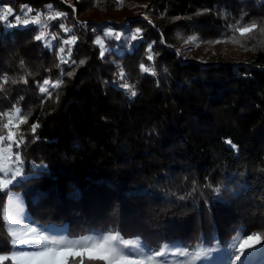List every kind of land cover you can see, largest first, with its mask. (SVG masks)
<instances>
[{
  "label": "trees",
  "instance_id": "obj_1",
  "mask_svg": "<svg viewBox=\"0 0 264 264\" xmlns=\"http://www.w3.org/2000/svg\"><path fill=\"white\" fill-rule=\"evenodd\" d=\"M49 4L67 13L50 31L64 37L59 24L72 27L79 37L72 58L86 63L60 77L55 51L34 40L38 26L0 22V76L32 73L27 84L0 93V110L23 96L20 105L31 113L21 149L26 176L10 188L22 193L36 223L67 225L73 238L112 229L152 248L218 243L212 256L227 264L237 231L264 228V48L232 44L229 59L207 62L189 56L184 41L196 35L212 46L207 41L230 35L226 26L241 15L264 19V0H124L120 8L116 0H0L17 14L27 5L32 15L46 13ZM119 23L128 34L142 29L143 38L107 40L101 59L93 40ZM142 62L157 74L141 73ZM118 67L136 96L119 86ZM48 77L64 84L41 103L36 82ZM37 121L34 139L29 128ZM7 201L0 192V254L11 251ZM252 259L248 264H264L262 253Z\"/></svg>",
  "mask_w": 264,
  "mask_h": 264
},
{
  "label": "snow or ice",
  "instance_id": "obj_2",
  "mask_svg": "<svg viewBox=\"0 0 264 264\" xmlns=\"http://www.w3.org/2000/svg\"><path fill=\"white\" fill-rule=\"evenodd\" d=\"M95 3L98 5L100 0H95ZM123 4L124 0H116L117 8L122 7ZM135 6L133 5V7ZM46 7L49 10L47 14L36 12L35 15H32L33 9L29 6H21L19 14L11 6H0V22H3L8 28L38 26L34 40L55 51L58 63L54 67L59 69L60 77L65 75L72 77L75 75V69L86 63L85 59H80L77 62L72 58L79 37L73 34L72 27L66 26L64 23L59 24V29L64 37H61L59 33L50 32L49 22L66 19L67 13L54 11L51 4ZM143 7L147 8L148 6L144 5ZM73 12H75L74 8ZM143 15L147 19V14ZM149 23L152 22L149 21ZM81 26L87 28V23L81 22ZM226 31L231 34L207 41V43H231L244 48L245 51H255L258 46L264 48V19L246 21L245 16L241 15L234 23L226 26ZM122 38L130 41L142 39L143 31L136 28L130 34H126L124 31H117L110 26L103 29L102 34L93 40V43L99 48L100 58L103 59L109 50L106 44L107 40L119 41ZM53 41H58V46L54 45ZM248 41H255V43L248 47ZM161 42H164L163 37ZM184 42L198 47L205 41L192 35ZM153 44H149L146 49V59L149 62L155 59ZM63 65L69 66L72 70L65 72ZM20 67L22 69L25 67L23 60L20 61ZM45 71L51 72V69H45ZM139 71L152 76L157 74L154 65L146 66L143 62L139 64ZM31 75L32 73L29 72L17 80L11 79L8 74H3L0 76V93H5L6 86L9 84H27L28 77ZM116 75L123 82L119 86L129 96H136L135 86L126 82V73L123 67H118ZM63 84L62 78L52 80L48 77L44 78L42 82L37 81L38 91L42 94L41 103L52 99L54 91L60 89ZM23 99L24 97L20 96L11 108L0 110V192L10 197V203L3 206L2 218L3 228L11 247L10 253L0 254V264H6V262H10V264H202L203 261L211 259L213 252L220 251L218 243L214 247L205 248L202 241L194 244L191 248L167 243L152 248L143 244L139 238L128 239L121 234L120 230L112 229L94 235L82 236L79 239L58 238L49 235L47 231L32 222L25 223L22 203L18 196H16V202L11 203V197L15 194L11 193L10 188L24 174L25 161L21 149L26 147L27 140L23 126L28 124L31 113H25L21 107L20 102ZM56 101H59L58 95ZM39 127L38 121L30 125L29 130L34 139ZM227 142L233 149L237 147L230 140ZM35 167L37 166L33 165V168ZM215 191L218 192L219 189H215ZM228 248L230 253L227 264H248L253 255L264 253V228L251 232L237 231L236 235L232 237L231 243L228 244Z\"/></svg>",
  "mask_w": 264,
  "mask_h": 264
},
{
  "label": "rangeland",
  "instance_id": "obj_3",
  "mask_svg": "<svg viewBox=\"0 0 264 264\" xmlns=\"http://www.w3.org/2000/svg\"><path fill=\"white\" fill-rule=\"evenodd\" d=\"M1 6H4V5H1ZM72 7H74V6L72 5ZM48 11L49 10L47 9L46 13H44L43 11L39 10V12L42 14H47ZM54 11H56V10H54ZM147 18H148V16H147ZM55 22H56V20H53V21H50L49 24L51 25V24H54ZM123 25H124L123 23H119V24L110 25V27H112L113 29H115L117 31H124L126 34H128L129 33L128 28H126ZM49 31H50V29H49ZM50 32H52V31H50ZM53 33H57V32H53ZM124 40H126V39L122 38L118 42L121 43V41H124ZM53 44H55V41H53ZM206 46L207 45L205 42L200 43L198 47L194 46L193 44H186V48L184 50L189 56H196L197 55V56L201 57L204 61H207V62L216 61L218 59V57H221L223 59H229L230 54L233 53V51H234L233 45L231 43L213 44L212 46H207V48H206ZM107 47H108V49H110L109 46H107ZM216 63L217 62H215L214 64H216ZM25 176L26 175L23 174L21 177H19L17 179L16 182H14V184L18 183L19 180L23 179ZM11 193L15 194L14 196L11 197V203L16 202V196L19 197V201L22 203V206L24 209V222L25 223L32 222L36 226L41 227L42 230L47 231V233L49 235H54V236H57L58 238H67V239H79L80 238V237H77V238L71 237L70 234L68 233L67 225H61V226H58V225H39L38 223H36L33 220L32 214L30 213V210L27 207V203H26L25 198L22 195V193L17 191V190H14V189H11ZM7 203H10V197L9 196H8ZM86 236H88V235H86ZM262 254H264V253H262ZM253 256L250 258L249 261L252 262ZM202 264H219V262L217 261V259L214 256H212L211 259L203 261Z\"/></svg>",
  "mask_w": 264,
  "mask_h": 264
}]
</instances>
